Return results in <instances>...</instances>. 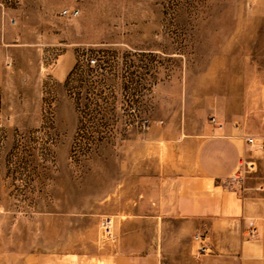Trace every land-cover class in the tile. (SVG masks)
Listing matches in <instances>:
<instances>
[{"label":"rangeland","instance_id":"1","mask_svg":"<svg viewBox=\"0 0 264 264\" xmlns=\"http://www.w3.org/2000/svg\"><path fill=\"white\" fill-rule=\"evenodd\" d=\"M36 1L50 12L38 71L32 53L8 68L0 42V264L127 251L196 264L211 226L197 232L180 211L211 194L194 188L198 133L255 137L221 191L243 199L246 178H264V0Z\"/></svg>","mask_w":264,"mask_h":264},{"label":"crops","instance_id":"2","mask_svg":"<svg viewBox=\"0 0 264 264\" xmlns=\"http://www.w3.org/2000/svg\"><path fill=\"white\" fill-rule=\"evenodd\" d=\"M49 15L50 12L42 8L36 0H20L15 5H8L6 0H0V42L10 47L8 50L12 56L8 68L13 67L14 72L20 71L21 57L32 53L34 58L28 65L32 64L33 69L38 71L39 61L36 59V54L44 46L45 32L50 26ZM152 50H156V47L148 49V51ZM2 52L0 46V53ZM198 134L203 139L195 160L198 175L194 188L198 192L209 191L211 194L207 197L190 198L191 204L184 212L183 209L180 211L183 216L192 220L187 223L191 224L192 228L195 227L197 232L204 233L207 224L211 226L209 234L202 237L206 241L203 240L201 247L206 252L201 254L196 264H264L263 176L254 175L246 178L243 199L238 197L236 191L220 189L224 186L220 181L224 182L232 178L237 172L243 150L250 144L245 141L244 136L236 137L212 124L205 125ZM254 228H257L258 235L255 238L248 237L247 234ZM221 230L227 234V241L220 243L221 239L225 240L221 237L219 245L217 234H222ZM209 236L216 239L218 248L222 250L225 247V250L210 254L209 250H212L215 244H211L208 240ZM245 242L247 246L244 245ZM102 262L103 264H164L159 253L140 251L125 252L123 260L121 259L119 263L113 259L112 253H106Z\"/></svg>","mask_w":264,"mask_h":264},{"label":"built area","instance_id":"3","mask_svg":"<svg viewBox=\"0 0 264 264\" xmlns=\"http://www.w3.org/2000/svg\"><path fill=\"white\" fill-rule=\"evenodd\" d=\"M18 1L19 0H9V2H11V3H16ZM80 13H81V11H80L79 7H67L61 11V15H63L64 17H66L68 19H73V18L79 16ZM85 60H86V63L89 67L95 68V67L100 65V60H99L98 55H87ZM211 119H212V121L216 122L215 117H212ZM143 124H145V122ZM145 127H146V125H145ZM244 138L248 144L254 145V143H255V137L254 136L246 134V135H244ZM101 226H102V230H103V235H105L106 238L110 237L114 234L113 233L114 232V225H113L111 216H109V215L104 216L101 220ZM247 235L250 238H255L258 235L257 228L252 229Z\"/></svg>","mask_w":264,"mask_h":264},{"label":"bare ground","instance_id":"4","mask_svg":"<svg viewBox=\"0 0 264 264\" xmlns=\"http://www.w3.org/2000/svg\"><path fill=\"white\" fill-rule=\"evenodd\" d=\"M111 218H112L113 225H115V221H114V219H113V216H111ZM114 236H115V235L113 234L112 236L107 237V238L112 239V238H114Z\"/></svg>","mask_w":264,"mask_h":264}]
</instances>
